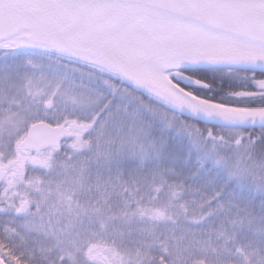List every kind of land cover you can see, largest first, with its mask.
<instances>
[{"label": "snow or ice", "instance_id": "snow-or-ice-1", "mask_svg": "<svg viewBox=\"0 0 264 264\" xmlns=\"http://www.w3.org/2000/svg\"><path fill=\"white\" fill-rule=\"evenodd\" d=\"M0 264H264V0H0Z\"/></svg>", "mask_w": 264, "mask_h": 264}]
</instances>
